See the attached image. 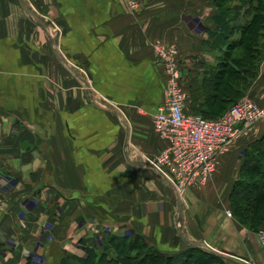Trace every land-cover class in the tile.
Segmentation results:
<instances>
[{"label": "crops", "instance_id": "1", "mask_svg": "<svg viewBox=\"0 0 264 264\" xmlns=\"http://www.w3.org/2000/svg\"><path fill=\"white\" fill-rule=\"evenodd\" d=\"M129 1L0 0V264H81L105 236L264 264L256 234L226 215L264 120L181 194L145 161L165 146L151 123L164 87L152 45L178 51L193 114L246 7L223 19L220 41L214 0ZM247 94L264 109V60Z\"/></svg>", "mask_w": 264, "mask_h": 264}, {"label": "trees", "instance_id": "2", "mask_svg": "<svg viewBox=\"0 0 264 264\" xmlns=\"http://www.w3.org/2000/svg\"><path fill=\"white\" fill-rule=\"evenodd\" d=\"M225 0H214L218 10L216 24L220 41L227 33L226 16H235L245 6L249 17L242 25L232 26L236 39L226 40L225 52L203 83V108L193 114L216 118L247 93L258 76L264 59V0H247V5L230 6ZM225 16V17H224ZM232 20V19H231ZM239 179L229 195V208L235 222L249 231L264 227V138L249 145L240 170ZM81 264H224L213 254L188 249L174 255H164L140 237L105 236L101 247L87 249ZM60 264H67L61 261Z\"/></svg>", "mask_w": 264, "mask_h": 264}, {"label": "built area", "instance_id": "3", "mask_svg": "<svg viewBox=\"0 0 264 264\" xmlns=\"http://www.w3.org/2000/svg\"><path fill=\"white\" fill-rule=\"evenodd\" d=\"M128 6L134 11L136 2L130 0ZM152 48L163 70L164 87L163 101L152 114L151 123L165 146L145 161L181 194L213 177L219 157L264 120V109L252 97L243 95L217 118L187 113L188 92L181 80L178 51L161 43ZM226 215L231 217L230 211ZM256 236L264 244V232Z\"/></svg>", "mask_w": 264, "mask_h": 264}, {"label": "rangeland", "instance_id": "4", "mask_svg": "<svg viewBox=\"0 0 264 264\" xmlns=\"http://www.w3.org/2000/svg\"><path fill=\"white\" fill-rule=\"evenodd\" d=\"M247 0H225L224 2H227L230 6H239L241 5L242 3H245L244 5H247L246 3ZM49 28V33H50V36H55L56 33H59V31H61L60 27L58 28L57 26L55 25H50L48 26ZM57 48V47H56ZM264 60V59H263ZM262 60V61H263ZM262 63V62H261ZM261 65V64H260ZM260 68V67H259ZM252 86V85H251ZM248 92V91H247ZM245 95H248L247 93ZM239 100V99H238ZM104 102V101H103ZM103 109H107L109 107V102L105 101L103 103ZM230 108V106L222 113V114H217L216 115V118L217 117H220L221 115H223L228 109ZM125 119L122 117V121H124ZM231 213V212H230ZM231 217H232V214H231ZM230 217V218H231ZM260 232H264V227L260 228L257 232H254L256 235H258ZM260 243V242H259ZM261 245L264 246V244L260 243Z\"/></svg>", "mask_w": 264, "mask_h": 264}]
</instances>
